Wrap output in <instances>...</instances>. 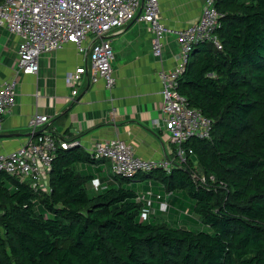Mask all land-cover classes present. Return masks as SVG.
Returning <instances> with one entry per match:
<instances>
[{
  "label": "trees",
  "instance_id": "trees-1",
  "mask_svg": "<svg viewBox=\"0 0 264 264\" xmlns=\"http://www.w3.org/2000/svg\"><path fill=\"white\" fill-rule=\"evenodd\" d=\"M213 6L220 48L195 43L176 80L208 138L184 141L168 170L96 189L102 160L78 144L55 151L44 189L0 172V264H264V0ZM146 178L148 190L132 184Z\"/></svg>",
  "mask_w": 264,
  "mask_h": 264
},
{
  "label": "built area",
  "instance_id": "built-area-1",
  "mask_svg": "<svg viewBox=\"0 0 264 264\" xmlns=\"http://www.w3.org/2000/svg\"><path fill=\"white\" fill-rule=\"evenodd\" d=\"M213 4L214 0H204L194 21L182 28L172 29L159 17L158 0H0V28L16 38L17 56L13 76L0 79V128L2 116L10 111L15 101L16 73L34 74L42 52L70 44L81 56L80 65L64 74V83L71 98L77 93L81 75L86 73L89 81L99 80L104 88L110 89L115 79L110 65L113 52L107 35L137 17L151 32L150 52L153 56H160V40L166 33L174 34L178 41L179 52L174 65L157 73L161 105L160 116L154 120V124H163L174 145L173 158H141L118 137L95 141L87 152L107 163L108 174L125 178L154 168L168 170L173 161L183 162V142L193 137L208 138L211 121L199 109L187 104L176 90V80L195 43L209 41L216 49L220 48L214 33L218 13ZM46 121L47 117L43 114H31L27 119L29 135L12 150L0 152V172L26 182L34 190L46 187L55 151L78 144L76 140L66 141L46 128L37 131ZM90 183L93 189L98 187L96 178ZM149 194L148 191H140L136 200L145 201L148 205ZM167 195H164V200L158 199L160 210L166 208ZM147 212V209L142 210L141 218H145Z\"/></svg>",
  "mask_w": 264,
  "mask_h": 264
},
{
  "label": "crops",
  "instance_id": "crops-1",
  "mask_svg": "<svg viewBox=\"0 0 264 264\" xmlns=\"http://www.w3.org/2000/svg\"><path fill=\"white\" fill-rule=\"evenodd\" d=\"M203 3L204 0H158L159 17L169 28H182L199 16ZM151 36L137 17L110 32L107 37L113 52V86L106 89L101 81L91 82L87 73L82 74L72 98L64 74L80 65L81 56L70 44L40 53L34 74L16 73L15 101L2 116L0 152L12 150L29 135L27 119L37 113L47 117L37 131L46 128L72 138L86 152L95 141L118 137L141 158L171 160L174 145L163 124H154L161 105L157 73L174 65L179 45L174 34L166 33L160 40V56H153ZM16 59V38L0 28L1 80L13 76ZM101 163L106 165L104 170ZM91 169L94 178L109 177L103 160ZM137 186L148 190L145 181Z\"/></svg>",
  "mask_w": 264,
  "mask_h": 264
},
{
  "label": "rangeland",
  "instance_id": "rangeland-1",
  "mask_svg": "<svg viewBox=\"0 0 264 264\" xmlns=\"http://www.w3.org/2000/svg\"><path fill=\"white\" fill-rule=\"evenodd\" d=\"M92 166L94 167V166H96V164H92ZM99 166H104L102 169L104 170L105 168H106V165H105V163H101V164H99ZM151 178H146V180H144V181H146V184H148V180H150ZM139 183H141V182H132V184L133 185H135V184H139ZM175 209V208H174ZM183 213H184V211H182ZM192 219H195L196 218V216L194 215V213L190 210V215H189Z\"/></svg>",
  "mask_w": 264,
  "mask_h": 264
}]
</instances>
